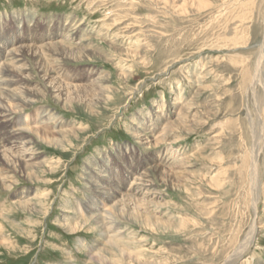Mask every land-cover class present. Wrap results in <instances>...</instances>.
Listing matches in <instances>:
<instances>
[{
	"label": "rangeland",
	"instance_id": "1",
	"mask_svg": "<svg viewBox=\"0 0 264 264\" xmlns=\"http://www.w3.org/2000/svg\"><path fill=\"white\" fill-rule=\"evenodd\" d=\"M250 1L253 3L249 10L247 0H0V23L8 26L3 31L16 34L17 26L13 25V19L19 18L22 29L28 30L22 34V41L28 44L33 40L45 42L47 34V38L51 37L53 32L60 33L65 26L81 22L83 28L90 32L92 44L95 43L106 58L95 55L81 61L71 57L65 63L66 75L62 78L66 76L71 83L70 75H78L77 78L81 79L74 84L84 86L99 73L107 76L102 83L103 89L85 87L73 91L68 97L69 104L57 102L51 94L45 98L40 95L37 99L38 106H50L57 116L71 124L75 132L70 139L60 143L62 147L40 141L39 148L45 159L58 162L55 171L42 168L40 178H28L24 174L9 173L0 160V171L13 175L18 182L15 192L27 187L40 195L50 193L46 201L48 210L40 217L33 216L34 222L30 224H34H29L27 214L14 211L12 207L0 215V264H97L89 260L98 247H105L103 233L86 227L71 234L58 224L61 223L58 219L63 216L64 209L70 210L73 219L78 218L73 217V211L82 198L85 173L90 164L99 168L96 162L100 157L109 160L113 152L115 160L123 163L127 160L131 165L135 164L138 171L143 168L141 152L149 164L151 159L159 163L153 149L140 146L139 159L136 158L139 150L133 157L125 153L134 144L131 134L153 124L148 133L158 135L163 122L176 117L178 102H181L178 99L191 100L198 93L195 78L204 74L208 79L203 80L205 95L200 97L199 105L206 109L210 100H215L214 110L208 116L203 112L205 109L201 111L199 124L196 123L194 130L182 137L173 135L161 146L163 150L171 149V160L165 166L164 175H152L153 189L161 192L162 198L156 203L165 204L170 213L179 217V220L175 219L179 222L178 228L173 227V219L150 210H138L142 220L146 216H155L163 223L172 221L165 225L166 229L158 221H154V227L140 222H125L122 227L138 235V240H128L121 248L128 253H139L141 261L152 264H223L256 221L259 227L257 243L237 264H264V173H261L264 172V151L260 161V177L263 178L260 201L256 205L251 202L247 168L242 163L251 149V145L248 144L249 148L247 145L251 131L247 113L254 120L258 113L262 115L264 112V76L253 88L252 83L247 86L245 71L247 59L249 64L256 61L260 64V56L264 54V0ZM247 15L251 17L249 20ZM116 33L120 34L119 37ZM28 34L35 35L36 39L25 38ZM124 49L136 50L138 54L130 56L132 54L125 53ZM25 60L33 75L30 77L39 88L44 87L39 59L29 55ZM262 65L264 69V61ZM119 74H128L131 78L120 79ZM34 110L28 111L21 119L26 115L28 122L32 123L33 119L28 114ZM140 113L144 114L143 119ZM33 124L38 127L37 123ZM3 128L0 126V131L5 134L19 128V125ZM39 129L45 133L47 128ZM125 142L133 143L127 148L115 146L109 154L100 152L104 147ZM202 146H207L206 153L201 156L198 152L200 155L192 160L193 168L190 170L194 176L200 175L201 180L189 184L187 176H175L172 171L182 165L177 162L178 158L185 159ZM94 153H98L97 157L91 158ZM184 159L183 164L186 162ZM223 169L226 170L223 171L226 183H221L219 188L211 187L208 180ZM10 193L0 190V210L12 202ZM130 212L137 210L131 209ZM84 238L87 244L81 247ZM119 262L124 264L121 259Z\"/></svg>",
	"mask_w": 264,
	"mask_h": 264
},
{
	"label": "bare ground",
	"instance_id": "2",
	"mask_svg": "<svg viewBox=\"0 0 264 264\" xmlns=\"http://www.w3.org/2000/svg\"><path fill=\"white\" fill-rule=\"evenodd\" d=\"M252 3H253L252 1L247 0V8H249V10L251 9V7L249 6H252ZM250 18L251 17L247 15V20H249ZM19 23H20L19 18L15 17L13 19V25L17 27L15 29L16 34L14 35H13L14 32L12 31L10 32L3 31V29L6 30L8 26L7 24L0 23V126H3L4 128L6 127L9 128L13 124L15 126L19 125V128L17 129L15 128V130H10L9 133L6 132L4 134V132L0 131V160L2 161L1 163H3L6 168H8L7 170L9 173H12V172L20 173L21 175L22 174L26 175L28 178L36 177L37 179V178H40L42 174L41 173L42 168H46V169L52 168L51 172H53L57 169V166H58V162L56 161L50 162L49 160L45 159V155L43 154V152L40 151V148H39L40 141L48 145L62 147L60 143L65 142V139H70L75 134L70 123L63 121L62 120L63 118L57 116L55 111L50 106H43V105L38 106L39 101L37 99H40L41 96L45 98V96H48V94H51V96L57 102L59 103L66 102L67 104H69L68 97L71 95L73 91L77 90L78 88L95 87L97 90L103 89L102 83L106 79L107 76L103 75L102 73L101 74L99 73V76L97 78L89 79L87 81V85H84V86H78V85H75L74 83H70L66 76L62 78L64 75H66L65 74L66 73L65 63L70 61L69 58L73 57L74 59L81 60V59H86V58L88 59L89 57H92L95 55L102 56L101 53L99 52V48L96 45H94L95 43L92 44L91 39H90V37L92 36L89 34L90 32H87L86 28H83V24L81 22L77 21V22H73L69 26H65L60 33L53 32L51 34L52 35L51 37L47 38L48 36L47 34L45 42L42 41L38 43V41L33 40L34 42H31L32 44H28L26 43V41H22V38H21L22 34L28 30L25 28L22 29L21 23L20 25ZM108 27L109 29L111 28L109 25ZM99 31H98V34H99ZM262 32H263L262 34L264 37V25H263ZM117 35L118 36L116 37H119L120 34H117ZM25 38L36 39L35 35L33 34H28L26 35ZM115 39L117 42L118 39L117 38ZM28 42H30V40H28ZM112 44H115V43L113 42ZM138 45L139 44H137V46ZM130 46L131 45L129 44V48ZM262 48L264 52V41L262 42ZM114 52H119V51L114 50ZM126 52L132 54L130 56H133V57L137 56L138 54L136 50L125 51V53ZM29 55L38 58L40 61L39 71H40L41 79H43V82H44L43 84H45L44 87L40 86L39 88L38 84L35 83L33 78L30 77L33 75H31L30 68H29L30 66L27 64L28 62H26L25 60V57ZM102 57H105V56H102ZM260 59H261L260 64H258V61H256L254 62L255 65L254 63L253 65L249 64L248 59H247V69H245V71L247 72V86L249 83H252V87L256 88L261 82V80L263 79V76H264L263 74L264 69L262 65V62L264 61L263 53L261 54ZM119 62H122V61H119ZM125 66H127V63L125 64ZM129 73L131 72L129 71ZM128 74H122V75L119 74V78L120 79H126V78L130 79L131 77ZM193 76L196 77V75H193ZM207 76H208L207 74H204L203 77L201 76V77L195 78V81L199 86L198 93H196L193 99L191 100L189 99L187 101L186 100L183 101L182 100L183 98L181 97L180 99H178V101H181L182 103L178 102L180 106L178 109L179 111L176 114V117L171 121L167 120L165 121V123L163 122V126L159 130L158 135L157 133L156 134L148 133V131L150 132V129L154 127L153 124L147 129L140 128L139 131L131 134V137L134 140V144L132 145L133 147L127 148L125 153L130 155L129 157H133L135 152L139 150V152L136 155V158L139 159V156H140L139 153L141 152L140 146L145 147L147 150L153 149L155 151L154 153H157L156 158H158L159 163H155V160L151 159V162L148 167L142 168L141 165H139V168L141 167L140 170L138 171L139 173H137V176L134 178V180H132L131 185L129 187L120 185L121 183H119V180L118 182H116L117 180L108 173L107 157L105 158L100 157L98 159V162H96V165H97L96 167H99V168H94L95 167L94 164H90V166H88V170L84 176L85 177V187L83 190L86 193V195L91 196L92 204H88V203L85 204V213L87 217L86 216L80 217L76 211H73L75 212L73 217L78 216V218L73 219L72 216L70 215L71 213L70 210L65 207L67 210L65 209L64 211L62 210L64 214L60 219H58V222L59 220L61 221V223L59 222L58 224L63 229H65L71 234H75L79 230L85 229L86 227H89V229H92V230H99L103 233L101 236L106 238L105 239L106 243L104 245L105 247L104 248L98 247L97 251H95L94 253L90 255L91 256L90 257L91 259L89 258L90 262L94 261V262H97V264L98 263L99 264H120L119 259H121L124 264H152L149 262L141 261L139 259V255H138L139 253L133 254V253H128L122 250L121 247L124 246V243L127 242L128 240H131L128 242H135V241L137 242L138 240V235H135L134 232L131 233L130 230L128 229H124L122 225L125 224V222L132 223V224L136 222H140L142 224H145L147 227H154L155 226L154 221H158L165 228V225L169 224L170 223L169 221H172V220H169L168 222L163 223L162 221L159 220V218L155 216H146L142 220L141 215H138L139 214L138 210L139 211L140 210L141 211L150 210L154 212L155 214L158 213L162 217L173 219V222H172L174 225L173 227L178 228L177 225L179 224V222H177L176 220H179V217L174 216L173 212L170 213L169 212L170 209L168 210L165 204L156 203V200L161 198V192L158 193V191L156 192L155 189H153L154 183L152 180V175L153 174H157V175L163 174L164 175V170L166 168L165 166L169 164V159L171 158V152H170L171 149L165 148V150H163L161 146L165 142L167 143V141H169V139H171L173 135H178L179 137L181 135L185 136V134L188 135L191 132V130L195 129V127L197 126L196 123L199 124L198 116H201V111L205 109L204 107L199 105V102H200L199 99L202 96V94L205 95L203 91L205 89L203 80H207L208 79ZM90 89H93V88H90ZM210 101L211 102L209 103V108H206L203 111L205 112L204 114L206 116L210 115V112L214 110L213 107L215 106V100H210ZM36 105L38 106V109L36 112V114L38 113V117L36 118V122L34 123H37L38 127L33 126L29 128L27 127V128L20 129L22 128L20 126H25L30 123L28 122V118H26V115H25V118L23 119H21V117L24 116V114H27V112L30 111L31 109L34 110V108L37 107ZM140 114L143 116L141 117L143 119L144 114L143 113H140ZM247 116L249 118V122L251 126V131L249 133V136H247V145L250 144L251 149L248 151L249 153L247 157L245 158L246 160L242 163L243 164L245 163V166L247 168L246 174L250 182V186H249L250 194L249 195L252 198L251 202L252 204L254 203V205H256L260 201V190H261V183H262L261 182L262 177H260V161H261V156L264 151V112L262 115L258 113V115H256L257 118L254 120L250 117L249 113H247ZM39 127L47 128L45 130V133H43L42 130L39 129ZM47 130H49L50 132H48ZM2 135L4 136L3 138H1ZM205 147L207 146H202L194 154L188 157L185 156V159L182 156H181L182 157L181 159L178 158L179 161L177 162L181 163L182 165L178 166V168L175 167L172 173H174L175 176H185V177L187 176L188 177L187 180L189 184H192L191 182H194L196 180H201L200 175L194 176L190 172V170L191 168H193L192 160L198 157L200 153H201V156L204 153H206L205 151L207 150V148ZM248 148H249V145H248ZM177 151H180V149ZM181 155L183 154L181 153ZM183 159L186 160L184 164L182 163ZM221 160L222 162H224V159H221ZM44 164H48V165H44ZM103 167L105 169H103ZM223 171H226V170L223 169L222 172L219 173V175H215L214 177L212 176V178L208 180L209 181L208 184L211 187L219 188V186H221V183L222 184L226 183V180L223 177V175H225ZM188 173L190 174L189 176H188ZM261 173H264V172H261ZM240 175H242V173ZM221 176L223 177L222 179H220ZM114 179L116 181H113ZM218 181H220L219 184H217ZM17 183L18 182L15 180V177L13 175H9L7 174V172H3L2 170L0 171V190L6 191L7 193H10L13 191V194L10 193L11 196L13 195V197H10L12 202L10 203L8 207H5L2 210H0V215L2 214L4 215V213L7 212V210L12 207L14 211L27 214L28 216L27 220L30 224L31 221L34 222L33 216L40 217L43 213H45L48 210L49 207H47L46 201L50 193L45 192L44 194L40 195V194L35 193L34 190H31L29 188L27 189L26 187V189L22 190V193L19 194L17 193V191L16 192L14 191V188L15 186H17ZM74 193H76V191ZM73 195L75 196V194ZM244 195H245V192H244ZM249 198L247 199L249 200ZM131 209H133L134 211L137 210V212H134V213L130 212ZM136 216H138V219L135 218ZM126 219L130 221H127ZM31 224H34V223H31ZM1 226L3 225L1 224ZM258 228L259 227H257L256 221L250 225L248 232L243 236L242 240L235 246L234 250L232 251L230 255H228V258L225 260V262H223V264H237V262L241 258H245L244 257L245 252H247L251 248V246L255 244L257 240V235H258L257 229ZM221 238L222 237H220V239ZM82 245H83V241H82ZM107 247L110 249H108ZM149 253L151 254V252ZM109 254L112 256V259H111V256H110V259L107 258ZM253 261H254V258L251 260V262Z\"/></svg>",
	"mask_w": 264,
	"mask_h": 264
}]
</instances>
